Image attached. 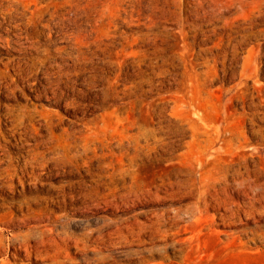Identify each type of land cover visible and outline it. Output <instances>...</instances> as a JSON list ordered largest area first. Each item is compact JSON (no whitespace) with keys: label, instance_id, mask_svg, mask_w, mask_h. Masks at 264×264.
I'll return each instance as SVG.
<instances>
[{"label":"rangeland","instance_id":"obj_1","mask_svg":"<svg viewBox=\"0 0 264 264\" xmlns=\"http://www.w3.org/2000/svg\"><path fill=\"white\" fill-rule=\"evenodd\" d=\"M0 247L264 264V0H0Z\"/></svg>","mask_w":264,"mask_h":264},{"label":"bare ground","instance_id":"obj_2","mask_svg":"<svg viewBox=\"0 0 264 264\" xmlns=\"http://www.w3.org/2000/svg\"><path fill=\"white\" fill-rule=\"evenodd\" d=\"M232 215L237 216L238 213L236 212V213H233ZM11 246H16V243L14 242V239L11 240ZM17 246H20V244H17ZM9 247H10V245H9ZM19 249H20V248H19ZM24 252H25V254H27V255L30 254V251L25 250ZM3 253L5 254L6 258H7V257H8V258H12V257H13V255H12L10 252H6L3 248L0 247V255L3 254ZM2 264H6V263L3 262ZM94 264H95V263H94Z\"/></svg>","mask_w":264,"mask_h":264}]
</instances>
